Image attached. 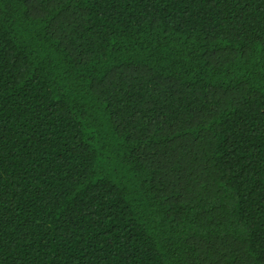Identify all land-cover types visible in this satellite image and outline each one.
I'll return each instance as SVG.
<instances>
[{
	"label": "trees",
	"instance_id": "16d2710c",
	"mask_svg": "<svg viewBox=\"0 0 264 264\" xmlns=\"http://www.w3.org/2000/svg\"><path fill=\"white\" fill-rule=\"evenodd\" d=\"M0 264H264V0H0Z\"/></svg>",
	"mask_w": 264,
	"mask_h": 264
}]
</instances>
